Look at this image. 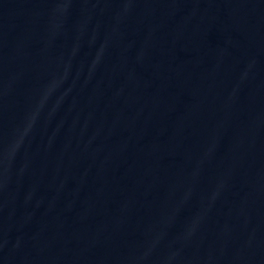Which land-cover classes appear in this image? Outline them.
<instances>
[{
	"label": "water",
	"instance_id": "obj_1",
	"mask_svg": "<svg viewBox=\"0 0 264 264\" xmlns=\"http://www.w3.org/2000/svg\"><path fill=\"white\" fill-rule=\"evenodd\" d=\"M0 264H264V77L0 0Z\"/></svg>",
	"mask_w": 264,
	"mask_h": 264
}]
</instances>
